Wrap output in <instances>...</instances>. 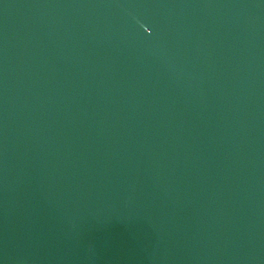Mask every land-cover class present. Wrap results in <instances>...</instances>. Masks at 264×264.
I'll list each match as a JSON object with an SVG mask.
<instances>
[{"label":"water","instance_id":"95a60500","mask_svg":"<svg viewBox=\"0 0 264 264\" xmlns=\"http://www.w3.org/2000/svg\"><path fill=\"white\" fill-rule=\"evenodd\" d=\"M0 264H264V0H0Z\"/></svg>","mask_w":264,"mask_h":264}]
</instances>
